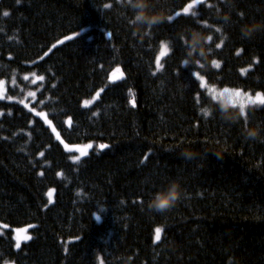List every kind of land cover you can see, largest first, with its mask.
<instances>
[{
	"label": "trees",
	"instance_id": "trees-1",
	"mask_svg": "<svg viewBox=\"0 0 264 264\" xmlns=\"http://www.w3.org/2000/svg\"><path fill=\"white\" fill-rule=\"evenodd\" d=\"M190 2L152 0L153 11L174 16ZM193 11L149 27L133 23L126 0H0V80L17 99H0V264H264V106L230 107L229 119L195 76L264 93V28L241 32L264 24V0H202ZM192 29L213 36L208 57L195 58L203 69L183 64ZM116 68L123 77L111 82ZM29 92L65 143L92 144L87 156L74 162L19 103ZM171 181L181 199L149 210ZM27 226L18 250L15 229Z\"/></svg>",
	"mask_w": 264,
	"mask_h": 264
},
{
	"label": "snow or ice",
	"instance_id": "snow-or-ice-1",
	"mask_svg": "<svg viewBox=\"0 0 264 264\" xmlns=\"http://www.w3.org/2000/svg\"><path fill=\"white\" fill-rule=\"evenodd\" d=\"M19 2H20V0H17V3H19ZM200 3H202V0H192V2L188 3L186 6L183 7L182 13L184 15H186V16L187 15H191V17L196 18L197 17V12L196 11H193V9L196 8V6L198 4H200ZM105 7L108 8V7H111V5H105ZM209 7H211V5H209ZM182 13L180 11H177L174 16H171L170 15L169 18H168V22L174 21L176 18L180 17ZM3 15L5 17H7L9 15V12L8 11H5L3 13ZM196 23L197 24H201L202 22L197 19L196 20ZM203 24L205 26H209V25H207V22L206 21H204ZM149 27H151V26H149ZM215 31L217 33H220L221 32V29L220 28H216ZM77 35H79V34H77ZM107 35H108L109 38H111V33H108ZM73 38L74 37H71V36L65 37L66 40H71ZM212 40H213V36L212 35H209L208 36V41H212ZM60 43H63V41H60ZM184 44L188 47L187 40L184 41ZM223 44H224V39H221L219 41V43H216L215 44V48L216 49H220ZM53 47H55V45H53ZM161 48H162L161 55H164L166 52L169 51L168 44H165L163 42L161 43ZM242 51H243V49H240V50L237 51L236 54L239 55L240 52H242ZM45 55H47V53H45ZM41 59H43V57H41ZM257 62H259V61H257ZM195 63L198 65V67L200 69H203L204 68V65L203 64H200L199 61H196ZM183 64L185 66H188L189 65V61L187 59H185L183 61ZM211 64H212V67L215 68V69H219L221 67V64H220V62L218 60H213L211 62ZM156 67H157V70L158 71L163 68V65L160 62V56H158L156 58ZM241 71H242V73L246 72L245 69H242ZM119 72H120V69L117 68L115 70V72H113L111 74V76L109 77V79L110 80H115L116 79V73H119ZM195 76L199 80L201 87H204V88H207L208 87V81L205 79V77L203 75H201V73L199 71H196L195 72ZM25 79H27V77H25ZM39 79L40 80H43L44 77L41 76V77H39ZM53 87H54V85H53ZM103 91H104L103 88L99 89L95 93V96L92 98V100H84L83 101V105L85 107H87L90 104H92L95 100L99 99V97H100V95H101V93ZM212 91H215V87L214 86L212 88ZM224 93H230L231 94L233 107H236L237 106V103H239V108H240V111H241L242 114L245 113V108L248 105L264 106V93H261V92H257L253 96L251 93L245 92L242 89L225 87V88H223V90L221 92L217 93V96H223ZM28 95L35 96V93L29 92ZM217 96H213L212 99H217ZM0 99H3V95L2 94H0ZM8 99L11 100L12 99V96H8ZM130 102L133 104V106H135V100H132ZM19 103L24 104V107L25 108H29L28 104H25L24 100H20ZM29 111L34 112L37 117H42L43 118L44 122L47 123L51 127V130L55 134L56 139L59 140L61 144H63L64 149H66L69 152H72L73 150H75L76 152L79 153L78 156H72L71 157V159L74 162L80 161L81 157H84V156H87L88 155V151L87 150L92 147V144L91 143L86 144L84 146L69 145L68 143H65L64 140L61 139L60 132H58L57 129L54 126H52V121L48 119V116H47L46 113H44L42 111L38 112V111H36L35 108H29ZM93 115H98V113H95L94 112ZM204 115L205 116L208 115L207 111L204 112ZM245 122L247 123V120H245ZM67 123H68L69 126H71V124H72L71 117L68 118ZM99 147L101 149H103V148H107L108 145L101 144ZM39 155L40 156H44V152H40ZM145 159H146V157H145ZM40 175L43 176V172H41ZM58 175H62V173H60ZM54 191H55V189H50L49 192L47 193V195L49 197H51L52 196V193ZM97 219H100V217L97 216ZM15 231L17 233V235L15 237V239H16L15 248L19 250L21 248L20 241L21 240H23V241H29V240L32 239V237L30 235H24L23 234V233L26 232V229H19L18 228ZM162 231H163V229L160 228V227H157L155 229V240L156 241H159L161 239V233H162Z\"/></svg>",
	"mask_w": 264,
	"mask_h": 264
},
{
	"label": "clouds",
	"instance_id": "clouds-1",
	"mask_svg": "<svg viewBox=\"0 0 264 264\" xmlns=\"http://www.w3.org/2000/svg\"><path fill=\"white\" fill-rule=\"evenodd\" d=\"M128 6L135 10L133 23L138 26H154L168 20L169 16L164 11H153L152 0H126ZM229 17L225 16L227 20ZM264 28V24L256 23L253 25H244L241 28L242 35L245 38H250L254 33ZM139 30V27H138ZM208 36L197 29H192L189 38L187 39L188 51L187 60L190 62L195 61L197 54L200 57L207 58L210 54V49L206 48L205 42ZM196 62V61H195ZM222 111L226 114L227 118L235 119L236 117L230 114V104L225 101L222 104ZM246 134L249 138H256L260 136L261 129L249 128L246 129ZM186 158H192L196 155L193 150L185 149L182 153ZM183 191L178 181H171L165 188L153 194L149 201V210L155 212H164L181 199Z\"/></svg>",
	"mask_w": 264,
	"mask_h": 264
},
{
	"label": "rangeland",
	"instance_id": "rangeland-1",
	"mask_svg": "<svg viewBox=\"0 0 264 264\" xmlns=\"http://www.w3.org/2000/svg\"><path fill=\"white\" fill-rule=\"evenodd\" d=\"M180 12L182 13V11H180ZM161 52H162V50H161ZM161 52H160L159 56H160V62L162 63V59H163L164 56L167 54V52H166L164 55H161ZM116 69H117V68H116ZM116 69H114V70L110 73V76H111V74H112L113 72H115ZM119 69H120V72H119V73H116V79H115V80H110L111 82H116V81L120 80V79L123 77V71H122L121 68H119ZM36 80H40L39 77H36ZM212 88H213V86H211V85H208V87L205 88V89L209 92V94H210L212 97H213V96H217V93H219V92H221V91L223 90V88H216V87H215V91H212ZM248 93H251V92H248ZM0 94L3 95V99H1V100H9V99H8V94H7V84H6L5 81H2V80H0ZM251 94H252L253 96L255 95V93H251ZM28 98L31 99V100H24V102H25V104H28L29 108H33V107L31 106V103H32V101L35 99V96H30V95H29ZM14 100H17V99H11L10 101H14ZM90 100H92V99H90ZM215 100H217L218 102H220V103H222V104H223L225 101H227V102L230 104V107H233V105H232V96H231L230 93H224L223 96H217V99H215ZM23 105H24V104H23ZM253 106H258V105H248V106L245 108V112H246V110H247L249 107H253ZM29 108H28V109H29ZM233 108H237V109L240 110V108H239V103H237V106H236V107H233ZM36 111H38V110H36ZM38 112H40V111H38ZM42 112H44V111H42ZM33 113H34V112H33ZM44 113H45V112H44ZM34 114H35V113H34ZM41 118H42V117H41ZM42 119H43V118H42ZM81 146H84V145H81ZM89 150H90V149H88L87 151L89 152ZM71 153L73 154V156H78V155H79V153L76 152L75 150H73ZM32 228H33V226H27V227L19 228V229H26V232L23 233V234H24V235H30V236H32L31 233H30V231H31ZM15 230H16V229H15ZM16 235H17V233H16V231H15V237H16ZM24 242H27V241H23V240L20 241L21 246H22V244H23ZM15 244H16V239H15ZM6 264H13V263H6Z\"/></svg>",
	"mask_w": 264,
	"mask_h": 264
}]
</instances>
